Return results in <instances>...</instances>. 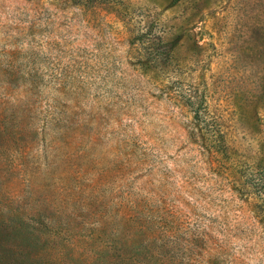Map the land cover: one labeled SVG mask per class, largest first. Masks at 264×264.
Returning <instances> with one entry per match:
<instances>
[{"label": "rangeland", "instance_id": "1", "mask_svg": "<svg viewBox=\"0 0 264 264\" xmlns=\"http://www.w3.org/2000/svg\"><path fill=\"white\" fill-rule=\"evenodd\" d=\"M116 4L0 0V220H53L58 246L35 255L122 235L158 264H264V221L227 168L264 162V0ZM139 22L173 42L171 65L142 63ZM182 87L205 95L226 156Z\"/></svg>", "mask_w": 264, "mask_h": 264}, {"label": "trees", "instance_id": "2", "mask_svg": "<svg viewBox=\"0 0 264 264\" xmlns=\"http://www.w3.org/2000/svg\"><path fill=\"white\" fill-rule=\"evenodd\" d=\"M66 1L81 5L102 4L116 14L125 15L121 5H118L121 9H117L116 3L119 0ZM130 39V42L139 48L142 63L157 67L159 64L171 65L174 61L173 42L167 38L164 31H152L150 22H139L138 26L133 27ZM179 94L191 117L203 127L212 145V152L221 157L226 156L228 146L225 134L219 120L209 113L205 95L185 87L180 89ZM247 162L243 167L231 163L227 168L230 170L233 167L234 183L238 186V191L249 194L254 211L264 221V162L257 159ZM10 208L7 211L9 216L0 220L1 223L7 221L5 230L0 229V264H158V253L161 251L156 250L153 243H143L139 239L122 235L116 240L111 239L107 245H96L90 248L88 253L78 254L81 258L70 257L71 249L65 245L58 247L63 250L65 257L49 253L35 255L36 252L30 246H36L40 240L45 239V242H51L58 233V225L45 215L38 213L32 219L23 217L16 211L17 208ZM52 243L58 246L57 241ZM163 251L166 254L169 250L165 247ZM88 255L91 256L86 258Z\"/></svg>", "mask_w": 264, "mask_h": 264}]
</instances>
